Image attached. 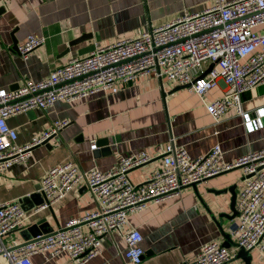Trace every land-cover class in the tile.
Listing matches in <instances>:
<instances>
[{
    "label": "crops",
    "instance_id": "0c3cea01",
    "mask_svg": "<svg viewBox=\"0 0 264 264\" xmlns=\"http://www.w3.org/2000/svg\"><path fill=\"white\" fill-rule=\"evenodd\" d=\"M213 1L0 0V88L17 89L27 79H43L72 57L139 36L184 12L201 11ZM31 34L44 36L45 42L24 58L15 45ZM178 86L143 75L135 82L120 84L117 92L100 91L70 102L58 100L51 107L10 116L7 122L17 132L16 142L20 145L41 137L56 120H69V124L46 144L34 145L27 163H15L0 175V199L12 201L38 193L43 176L56 164L70 161L81 172L93 168L107 171L116 167L123 156L139 151L155 156L129 172L134 183L143 182L163 166L160 153L172 140L193 157L220 144L229 162L264 149V126L248 133L234 109L216 122L197 94L187 87L176 89ZM226 88V83L220 81L207 97H220ZM242 98L243 108L257 115L256 109L264 107V84ZM102 139L109 144L103 145ZM94 140L96 149L91 148ZM243 177V169L236 168L187 186L179 195L148 202L143 209L129 214L121 231L103 236L100 252L85 264H124V235L131 229L142 233L141 245L149 251L142 264H182L192 261L207 242L223 244L227 237L235 242L232 228L236 218L229 217L233 214V192L229 188L234 186L237 197ZM224 189L228 191L216 192ZM38 201L31 197L24 201L29 217L23 229L5 238L7 244L34 237L29 230L36 224H44L42 234L48 233L91 213L97 206L85 178L51 207H41ZM83 229L87 231L88 226ZM250 254L252 263L264 264V249L256 248ZM31 259L34 264H76L67 252L54 257L41 252ZM0 264L10 263L0 255ZM231 264L246 261L237 258Z\"/></svg>",
    "mask_w": 264,
    "mask_h": 264
},
{
    "label": "built area",
    "instance_id": "2783aa9c",
    "mask_svg": "<svg viewBox=\"0 0 264 264\" xmlns=\"http://www.w3.org/2000/svg\"><path fill=\"white\" fill-rule=\"evenodd\" d=\"M44 42V36L31 34L17 50L27 58ZM212 63L214 67L200 77ZM143 75L184 85L201 98L216 122L234 109L248 133L262 128L264 107L256 109L257 115L252 116L243 108L242 97L264 84V0H214L201 11L184 12L139 36L72 57L43 79H27L17 89L0 88V175L15 163H27L34 145L69 124V120H56L41 137L20 145L16 142L17 132L7 122L10 116L34 108L45 109L58 100L70 102L100 91L117 92L120 84L135 82ZM220 81L226 83V90L210 100L208 92ZM96 147L94 140L91 148ZM160 156L163 166L140 183H134L129 172L154 160L155 156L146 151L123 156L116 167L107 171L93 168L81 172L70 161L54 165L43 176L38 189L47 198L41 207H51L85 178L96 199V209L51 232L7 244L5 238L23 229L29 215L22 199H0V255L10 264H34L33 254L48 252L54 257L67 252L76 264H85L100 252L103 236L124 228L131 212L236 168L244 171L232 228L238 246L227 248L218 241H210L192 261L182 264H231L240 247L264 249V149L229 162L220 144L193 157L172 140ZM84 225L88 226L87 231ZM124 238V264H142V233L131 229Z\"/></svg>",
    "mask_w": 264,
    "mask_h": 264
},
{
    "label": "water",
    "instance_id": "95a60500",
    "mask_svg": "<svg viewBox=\"0 0 264 264\" xmlns=\"http://www.w3.org/2000/svg\"><path fill=\"white\" fill-rule=\"evenodd\" d=\"M17 48H18V45H15V49H17ZM214 64L215 63L210 64V66L208 67V69H206V71L200 77L206 76L207 73L214 67ZM180 87H185V86L184 85H180V86L176 87V89H178ZM48 140H49V138L46 139L45 141H43V143L46 144L48 142ZM102 140L103 141H101V142H102L103 145H108L109 144V142H108L107 139H102ZM194 185H196V184H194ZM229 190L231 192H233L232 204H231V207H232V210H233V214L231 216H229V217L235 218L236 215H237V213H238V211L236 209L237 197H236V193L234 191V186L230 187ZM227 191H228V189H224V190H219V191H216V192H219V193L223 192V193H225ZM30 197L31 198H34V199L35 198L40 199V201H38L37 204H41V203H43L44 201L47 200V198L45 196H42L40 193H35V194L31 195ZM30 197L29 196H26V197H24L22 199V202H23V205L24 206H25L24 201H26ZM226 216H228V215H226ZM44 229H45V225L44 224H41V225H37L36 224L29 231H30L31 235L38 236V235H41L42 234V232H43ZM28 239H30V238H28ZM28 239H26V240H28ZM223 245L225 247H227V248H231L233 246L234 247H237L238 246L235 242H231V239L229 237H227V240L223 243ZM250 251L251 250H246V249L240 247L238 249V251H237L236 257L233 258L232 261L236 260L237 258H243L246 261V264H254V263L251 262V256H250L251 254H250ZM148 255H149V251L148 252H145V254L143 255V259L146 258V256H148ZM247 255H249V256L247 257Z\"/></svg>",
    "mask_w": 264,
    "mask_h": 264
},
{
    "label": "rangeland",
    "instance_id": "374dc122",
    "mask_svg": "<svg viewBox=\"0 0 264 264\" xmlns=\"http://www.w3.org/2000/svg\"><path fill=\"white\" fill-rule=\"evenodd\" d=\"M235 241V240H234ZM233 248H235V247H233Z\"/></svg>",
    "mask_w": 264,
    "mask_h": 264
}]
</instances>
